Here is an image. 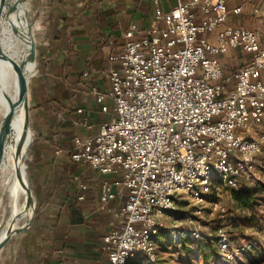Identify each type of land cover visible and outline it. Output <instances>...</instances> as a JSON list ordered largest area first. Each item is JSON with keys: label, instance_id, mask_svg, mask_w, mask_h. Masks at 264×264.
<instances>
[{"label": "built area", "instance_id": "obj_1", "mask_svg": "<svg viewBox=\"0 0 264 264\" xmlns=\"http://www.w3.org/2000/svg\"><path fill=\"white\" fill-rule=\"evenodd\" d=\"M150 2L149 27L141 30L131 23L121 47L109 57L116 64L110 91L91 88L96 107L112 112V118L96 134L72 139L73 162L102 176L120 175L101 183L100 207L123 192L127 196L118 222L103 237L108 264H128L139 254L154 262V237L177 213L178 196L189 192L203 205L202 189L216 182L237 189L264 149V134L244 135L264 123V29L225 26L227 0H174L170 9L165 7L169 0ZM231 48L249 58L229 87L217 57ZM81 125L92 128L88 118ZM209 206L212 212L223 211L217 201ZM169 232L175 242L205 237L196 228ZM217 244L222 254L232 256L224 232Z\"/></svg>", "mask_w": 264, "mask_h": 264}, {"label": "crops", "instance_id": "obj_2", "mask_svg": "<svg viewBox=\"0 0 264 264\" xmlns=\"http://www.w3.org/2000/svg\"><path fill=\"white\" fill-rule=\"evenodd\" d=\"M54 1L53 22L38 40V71L29 97L33 135L29 183L34 217L27 230L4 245L0 264H108L103 237L118 222L127 199L123 192L102 209L101 183L118 180L120 175H99L73 162L68 149L74 136L94 135L111 119V113L96 107L91 88L110 91V71L116 64L109 57L121 47L123 33L131 23H137L141 30L149 27L152 4L150 0ZM174 3L169 0L165 7L170 9ZM227 7V26L264 29V0H227ZM237 7H241L239 14L234 12ZM217 58L223 65V80L232 87L238 68L249 55L231 48ZM75 64L79 66L74 70L77 82H69L65 77ZM85 118L91 129L81 125ZM244 135L256 138L262 134L250 127ZM81 183L87 185L86 190L80 188ZM81 195L83 200H79Z\"/></svg>", "mask_w": 264, "mask_h": 264}, {"label": "rangeland", "instance_id": "obj_3", "mask_svg": "<svg viewBox=\"0 0 264 264\" xmlns=\"http://www.w3.org/2000/svg\"><path fill=\"white\" fill-rule=\"evenodd\" d=\"M54 5V0H27L23 4L20 16L17 15V22L22 21L26 30H28V19L36 42V49L44 28L47 29V26L53 22ZM17 33L21 36L18 31ZM37 71L36 53V59L30 71V88ZM2 115L0 109V119ZM251 127L254 132L263 135L264 125ZM22 129L23 127L19 129L15 137L16 144ZM32 140L33 135L31 143ZM30 149L31 145L25 164H20L21 170L27 175L28 180ZM4 184L5 180H0L1 227L6 225L12 214L11 208L15 203H23L24 200V191L19 193L16 198L12 196L10 198L9 193H3ZM242 185L257 186L259 189L257 203L252 208L241 207L231 197L232 188L218 182L213 184L208 191L201 188L207 200L203 205H197L189 192L180 194L177 213L167 218L165 228L154 237L155 261L149 262L139 254L134 256L128 264H264V149L256 159L253 173ZM212 201L219 202L223 211L212 212L209 206ZM20 222L23 223L24 219ZM189 228L201 230L205 237L196 240L190 236H183L179 242H175L169 232L170 229L182 231ZM221 232H224L231 242L233 248L231 257L222 254L218 247L217 241ZM213 249L219 253L218 256L213 255Z\"/></svg>", "mask_w": 264, "mask_h": 264}, {"label": "bare ground", "instance_id": "obj_4", "mask_svg": "<svg viewBox=\"0 0 264 264\" xmlns=\"http://www.w3.org/2000/svg\"><path fill=\"white\" fill-rule=\"evenodd\" d=\"M23 4L24 3H21L15 12L9 15H4L0 23L1 45L5 53L15 62H20L27 57L30 45V41L28 39V35H30V25L28 19V30L23 27L22 21L20 23L19 21L17 22V15L20 16ZM14 28L21 34V36L17 33V31H14ZM33 63L28 66L29 72L31 71ZM17 98L18 81L15 73L13 72L11 65L0 57V109L3 113L2 118L0 119V126L4 118L9 113L10 105L15 102ZM11 126L12 128L9 135L10 141L7 144L5 156L0 167V180H5L3 192L5 194L9 193L10 198L11 196L16 198L19 193H23L22 191H24V184L18 176V162L22 154L25 152V144L23 141L21 147L18 149L15 142V137L19 129L24 126L23 115L21 114L19 108H17L14 113ZM22 206L23 203H15L12 210V216L18 214L22 210ZM10 221L11 218L0 230V242L4 240L8 233ZM21 224L22 223L19 220L15 222L14 226L18 227Z\"/></svg>", "mask_w": 264, "mask_h": 264}, {"label": "water", "instance_id": "obj_5", "mask_svg": "<svg viewBox=\"0 0 264 264\" xmlns=\"http://www.w3.org/2000/svg\"><path fill=\"white\" fill-rule=\"evenodd\" d=\"M26 1L27 0H16L15 2H13L12 0H0V23L4 15H9L15 12L21 3H24ZM14 31H16L15 28ZM28 39L30 41L28 55L24 60L20 62H15L11 57H9L5 53L0 42V57L11 65V68L15 73V76L18 81V98L15 102H13L10 105L9 113L4 118L0 126V167L2 165L5 156L7 144L10 141L9 135L12 128L11 126L12 119L14 117V113L17 108L20 109L21 114L23 115L24 126L16 146L19 149L23 141L25 144L24 146L25 152L24 154H22L18 162V169H19L18 176L24 184L23 206H22V210L18 214L11 216L8 233L5 236L4 240L0 242V251L2 250L4 245L11 239L12 236L27 230L34 217V201H33L32 188L27 178V175L22 172L21 167L19 165V164H25V161L27 159V153L32 139V132L30 130V125H29V97H30L29 83H30L31 73L28 70V66L31 63L35 62L37 49H36V42L34 36L31 32V26H30V35H28ZM22 219H24V222L20 226L15 227L14 226L15 222Z\"/></svg>", "mask_w": 264, "mask_h": 264}, {"label": "trees", "instance_id": "obj_6", "mask_svg": "<svg viewBox=\"0 0 264 264\" xmlns=\"http://www.w3.org/2000/svg\"><path fill=\"white\" fill-rule=\"evenodd\" d=\"M78 67L79 66L75 64L72 67V70L70 71V73L66 74L65 78L67 81H69V82L76 81L74 78L75 77L74 70L77 69ZM110 113L113 116V113L112 112H110ZM68 151H69V156H70L71 148H69ZM257 195H259V189L257 186H246V185L240 184V186L237 189L231 190L232 199L236 203H238L241 207H246V208H252L255 205V203H257V200H258ZM212 253L215 256L219 255V253L214 249L212 250ZM205 257H206V255H205Z\"/></svg>", "mask_w": 264, "mask_h": 264}]
</instances>
